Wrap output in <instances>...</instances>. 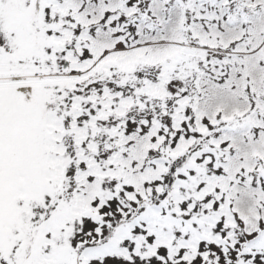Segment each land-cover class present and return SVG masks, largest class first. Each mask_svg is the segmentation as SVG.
<instances>
[{
	"label": "snow or ice",
	"instance_id": "snow-or-ice-1",
	"mask_svg": "<svg viewBox=\"0 0 264 264\" xmlns=\"http://www.w3.org/2000/svg\"><path fill=\"white\" fill-rule=\"evenodd\" d=\"M0 264H264V0H0Z\"/></svg>",
	"mask_w": 264,
	"mask_h": 264
}]
</instances>
